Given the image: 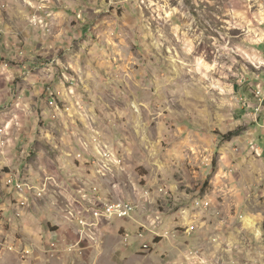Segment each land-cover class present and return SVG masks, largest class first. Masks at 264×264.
<instances>
[{
    "label": "rangeland",
    "instance_id": "374dc122",
    "mask_svg": "<svg viewBox=\"0 0 264 264\" xmlns=\"http://www.w3.org/2000/svg\"><path fill=\"white\" fill-rule=\"evenodd\" d=\"M5 21L16 49L0 56V264H167L154 240L169 232L167 213L197 207L212 186L203 168L230 147L231 113L264 103V0H0ZM251 119L232 126L233 173L245 201L253 197L241 215L253 212L264 237V162L241 143ZM35 187L43 196L22 205ZM104 190L138 209L102 229L88 223L95 241L79 243L67 209L90 219ZM64 193L78 200L65 210Z\"/></svg>",
    "mask_w": 264,
    "mask_h": 264
},
{
    "label": "crops",
    "instance_id": "0c3cea01",
    "mask_svg": "<svg viewBox=\"0 0 264 264\" xmlns=\"http://www.w3.org/2000/svg\"><path fill=\"white\" fill-rule=\"evenodd\" d=\"M39 13H41V11H39ZM47 17L45 16V18ZM7 25V21L0 23V34L1 32L4 33L3 37L2 34L0 37V56H4L3 53H9L13 48L16 49L15 45L8 37L7 29L6 31L4 30ZM27 42L28 45H30L32 41L30 39V41L27 40ZM38 46H40V44H38ZM19 49H22V46H20ZM259 49L264 52V43L260 45ZM19 52L21 53L19 56L24 58L26 51L23 49L19 50ZM26 58L32 57L28 54ZM26 62L30 63V61ZM39 64H41L40 61L38 62V65ZM28 66L30 67V64H27V66H19V68L25 70ZM62 73L64 74L63 70ZM36 87L38 88L37 85ZM244 90L242 86L239 87L235 85L234 87V91H238L241 94H244ZM245 94L246 96H250L248 91H246ZM251 104L255 105V108H253L254 112L257 110L260 112L253 113V111H249L246 113V109L240 107L239 110L235 111L234 115L236 116L231 113V118L236 120L230 122L229 125L225 124L222 133L226 134L233 131L232 126L238 121L240 122L239 124H247L245 122H248L247 120L251 116L253 122L246 128L245 138L241 140V143L247 144V147L249 144V146L253 148L252 150L255 151L258 156L253 155L252 157L261 165L264 162V103L258 104V102H251ZM237 116L242 117L243 120H239ZM221 124L223 123H220V125ZM225 128L228 129L226 130ZM235 137L238 138L237 136ZM228 144H230V147L224 145L219 149V161L217 166L212 169L207 166L202 170L204 174L207 172L211 174L210 182L212 186L202 199L193 198L194 202L192 203H197V207L191 209L189 207L184 208L182 213L180 211L179 214L175 213L173 216L171 213H167L166 230H169V232L166 231L163 233L161 230L157 232L158 237L156 236L154 240H156V245L161 247L165 253L169 255L167 264H187L191 262L193 258L210 259L213 261V264H236V262H238V264H245L246 262H249V264H257L258 254L264 248L263 231L262 227L256 223L258 218L253 212H250L247 216L241 215V206L247 205L253 200V197L247 201H245V197L243 198V193L247 189L239 187L234 178L236 172L233 173V159L237 156L233 155V137L228 140ZM244 157L248 158L247 155H244L242 158ZM204 162L205 161H203V163ZM251 163L256 167L255 162L251 161ZM261 169V167L258 168L255 173H258ZM48 178L51 177L48 176ZM166 182L169 183L168 180ZM176 185L177 184H167V191L173 193L174 190L171 189V187H176ZM158 188L154 189L151 193V197L154 196L152 199L156 201L159 199V196H161V194L158 193ZM251 188L253 189V187ZM61 189L67 191V189ZM102 192L105 194H102L103 197L115 200L113 199L114 197H107L105 190ZM109 194H111V192ZM64 195L66 201L62 205V209L78 201L76 196H72L73 194L68 195V193H64ZM147 198L149 199V197ZM168 198H172V194L165 198L167 202L169 200ZM154 200L152 202H154ZM175 200H177V198H175ZM207 201L211 202L209 206L205 204ZM234 207L235 209L233 211ZM195 208L199 210L192 214V209ZM250 220L254 222L253 225L250 224ZM237 221L239 222L238 225L233 227V223Z\"/></svg>",
    "mask_w": 264,
    "mask_h": 264
},
{
    "label": "built area",
    "instance_id": "2783aa9c",
    "mask_svg": "<svg viewBox=\"0 0 264 264\" xmlns=\"http://www.w3.org/2000/svg\"><path fill=\"white\" fill-rule=\"evenodd\" d=\"M257 97L260 99V101L264 100V91L261 88H258L256 91ZM11 175H15V178H18V186H34L32 185V183L21 179L18 175L11 173ZM16 189V188H15ZM44 188H36L35 187V193L33 195V197H26L24 199H22V205H26L27 202L30 200V198H34V196L37 197H42L43 196V190ZM83 196V199L88 200V192L86 190H84V193L81 194ZM146 196H149V190H146L145 193ZM85 200V201H86ZM89 202V201H88ZM83 205H87L82 203ZM88 205H90V219H74L73 218V210L74 209H67L68 211V217L70 216V218L74 221L77 220L79 225H80V230H79V234L81 236V239L79 241V243L81 242V240L84 238L85 240H89V241H95V237H96V232L97 231H89L88 230V223H99V229H102L103 227V223L104 221H110L114 216H117L119 218H127V217H132L134 213H136L138 206L131 200L129 199H124L122 198V200H112V199H108L106 197H103V200L101 202H90ZM76 211V209H75ZM96 211H105L106 212V219H95V212ZM57 246V243L56 245ZM144 249H150L151 247L147 244L143 245ZM63 249H59V251H62ZM187 264H199L196 262H189ZM200 264H213L210 260L207 261L206 259H203L202 262H200Z\"/></svg>",
    "mask_w": 264,
    "mask_h": 264
},
{
    "label": "trees",
    "instance_id": "16d2710c",
    "mask_svg": "<svg viewBox=\"0 0 264 264\" xmlns=\"http://www.w3.org/2000/svg\"><path fill=\"white\" fill-rule=\"evenodd\" d=\"M239 133L238 132H235V131H230L228 133H226L225 135H222L224 138L226 139H231L232 137L238 135ZM263 229H264V225H263Z\"/></svg>",
    "mask_w": 264,
    "mask_h": 264
},
{
    "label": "bare ground",
    "instance_id": "6f19581e",
    "mask_svg": "<svg viewBox=\"0 0 264 264\" xmlns=\"http://www.w3.org/2000/svg\"><path fill=\"white\" fill-rule=\"evenodd\" d=\"M250 224H251V225H253V224H254V222L250 220Z\"/></svg>",
    "mask_w": 264,
    "mask_h": 264
}]
</instances>
